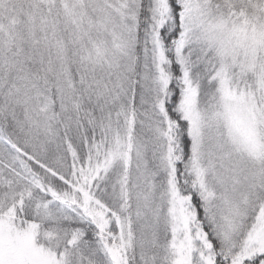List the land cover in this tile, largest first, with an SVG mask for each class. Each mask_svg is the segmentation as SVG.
I'll list each match as a JSON object with an SVG mask.
<instances>
[{
    "label": "snow or ice",
    "instance_id": "1",
    "mask_svg": "<svg viewBox=\"0 0 264 264\" xmlns=\"http://www.w3.org/2000/svg\"><path fill=\"white\" fill-rule=\"evenodd\" d=\"M0 264H264V0H0Z\"/></svg>",
    "mask_w": 264,
    "mask_h": 264
}]
</instances>
